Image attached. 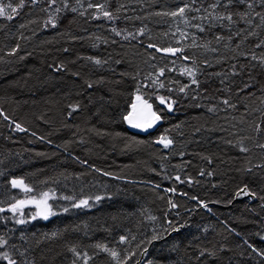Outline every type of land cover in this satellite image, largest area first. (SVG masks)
Here are the masks:
<instances>
[{"label":"trees","instance_id":"obj_1","mask_svg":"<svg viewBox=\"0 0 264 264\" xmlns=\"http://www.w3.org/2000/svg\"><path fill=\"white\" fill-rule=\"evenodd\" d=\"M66 2L25 0L13 19L0 18V254L17 264H84L85 253L87 264H116L101 245L121 259L135 252L128 264H264L248 246L264 251L260 0H247L254 11L237 3L214 12L215 0ZM186 3L200 11L165 15ZM208 12H251V23L202 19ZM169 47L183 51H156ZM186 67L198 85L181 74ZM137 95L161 117L146 135L124 124ZM161 136L172 144L157 143ZM13 179L33 196L55 193L54 209L69 197L91 207L18 225L8 209L25 195ZM244 185L256 195L234 202ZM169 221L185 226L169 234ZM154 234L165 239L149 243Z\"/></svg>","mask_w":264,"mask_h":264},{"label":"snow or ice","instance_id":"obj_2","mask_svg":"<svg viewBox=\"0 0 264 264\" xmlns=\"http://www.w3.org/2000/svg\"><path fill=\"white\" fill-rule=\"evenodd\" d=\"M28 2L30 3H36L38 2V0H28ZM52 3H55V0H51ZM79 2V0H78ZM196 0H192V3H195ZM24 3H25V0H19V4L18 6H13V4L11 3H8L7 5L5 4H2L0 3V18H5V19H8V20H11L13 19V15L12 14H15L18 12V8H22L24 6ZM241 4V5H244L246 4L247 6V9L249 10H253V4L252 3H248L247 0H223V3H222V0H215L214 3H212L209 7L213 10V12L215 11L216 8L218 7H224V8H230V7H233L234 5L236 4ZM260 4H261V7H264V0H260ZM64 7L65 8H68L69 5L67 4L66 0H65V4H64ZM89 7H93L92 4H89ZM98 9L101 8L102 6H97ZM10 10V11H9ZM77 9L76 8H71V11L75 12ZM57 11H60V9H57ZM186 11H196V12H199L200 9L199 8H191L187 3L184 5V7H180L178 11H173L171 13H165V15H171L172 17H176V16H179L181 17V19H184L185 17V13ZM213 12H208V15L207 16H204L202 17V19H205L207 20L209 17H211L213 20H227L229 21L230 23L233 22V16L234 15H238L241 17V19H245V20H248L249 23H251V12H229L227 15H213ZM81 15H83V13H81ZM103 15L104 17H107L109 19H111V13L107 12V11H104L103 12ZM255 17H259V20H260V24L261 25H264V12H255ZM49 23L52 24L53 27H55V23L50 19L48 21ZM185 23H188V21L185 19L184 20ZM196 27L198 28L199 31L203 32L204 31V28L201 27L200 25H196ZM117 35H120L119 32L116 33ZM222 37H219L217 36V40L221 39ZM261 45L258 44L257 47H260ZM149 47H154V45H149ZM214 50V49H213ZM156 51L160 52V51H163L165 53H169V54H172V55H176L177 53L179 52H182L183 49L182 48H172V47H169V48H165V49H160V48H156ZM184 59H189V57H184ZM252 59L253 60H257V57L255 55L252 56ZM97 65L101 64V61L100 60H95L94 61ZM262 66H264V56H262L259 61H258ZM57 70H60V69H57ZM164 74V71L163 69L160 70L159 72V75H163ZM182 75L186 74L187 76H189L191 78V83L192 84H196L198 85V81L196 80V72L191 69V68H185L183 70V72L181 73ZM157 81H153V83H156ZM89 88L92 87L91 84L88 85ZM160 87H164V85L161 83L160 84ZM185 91V87H181L180 88V92H184ZM137 92H139V88H137ZM136 100L140 102V106H141V111L139 113H137V109H138V105L137 103H133L131 105L132 109H133V112L132 113H129L128 115H126L124 117L125 120L128 121V123L133 127V128H140L142 130H147V128H150L153 126V124L160 120L161 117L159 115H157L155 112H152L151 111V108H152V105L151 104H148L146 100H144L140 95H137L136 96ZM160 102L163 104L165 103V99L163 97L160 98ZM223 103L225 105H228L229 104V101L227 99H225L223 101ZM78 108V106H72V110L73 111H76ZM143 108H146L148 109V115L151 117L150 120H147L146 122H140L139 120H134L133 117L134 115L135 116H138V117H143L145 114L143 112ZM168 110L169 111H172V105L171 104H168ZM213 109H210V111H212ZM5 119H8L7 116L4 117ZM16 129L23 132V131H26V129L22 128L20 124H16L15 125ZM157 143H160V144H163L165 148L169 147V145L172 144V141L169 140L167 138V136H161L157 141ZM261 147H264V145H260ZM241 151H247V149L245 148H241ZM247 171H251V169H247ZM203 174V173H202ZM176 179H179V177H176ZM11 185L13 188H22L25 192H31L32 189L27 187L26 185H24V182L23 180H17V179H13L11 180ZM174 191V190H173ZM235 195L237 197H240L241 195H244V196H252L254 197L256 195V193L252 192L248 185H244L243 187H241L236 193ZM43 196L45 198L44 201H41L39 203H37V207H40V204L43 203V208H42V211L40 213H38L39 215H42L44 219H48L49 215H54V213L51 212V209L50 207L47 205V197H48V193H43ZM102 197H99L97 196L95 199L97 201H99ZM66 199H71L70 197L69 198H66ZM195 199V198H194ZM25 203V201H18L17 203L13 204L12 207L10 209H8V211H11L13 212V214L16 213L17 209L20 208L23 204ZM171 203V202H170ZM203 207L207 208V204H202ZM73 207H76V208H81V207H84V208H87V207H91V205L89 204V201L87 199L85 200H81L79 203L77 204H74ZM172 207H176L175 204H172ZM2 211H5V209L3 208H0V212ZM65 211H67V209H65ZM25 221L23 220H18L17 223H24ZM169 224L171 225V228L170 230L169 229H165L166 232H169V234L175 232V233H178L180 232L181 228H183L185 225L181 224L179 226H177L175 223H173L172 221H169ZM162 239H165L164 236L160 235V234H154L152 237H151V240L149 241V243H152L154 241H157V240H162ZM261 239H264V237H261ZM125 241V237H121V243H123ZM7 241H5L2 237H0V247H4L6 245ZM253 252H255L258 256H261V257H264V251H260L258 250L257 248L253 247L252 245H248ZM96 247H99V248H102L103 251H107L109 252V255L116 261V264H128V260L132 258V256H135L136 253L135 252H132V253H129L126 257H124L123 259H121L120 257V254L114 250L112 251H109L106 247H102L101 245H97ZM70 251H72L78 258L80 257V253H78L76 251L75 248H72L70 249ZM148 251L147 248H144L143 249V252L141 253L142 255L143 254H146ZM212 255V253H206L204 250H201L199 252V255L201 257L205 256V255ZM87 254L85 253L84 254V264H87ZM0 260H6L8 261V264H17V262L15 260H13L7 252H4L2 254H0ZM73 264H75V262H73ZM136 264H139V262L137 261ZM150 264V262H149Z\"/></svg>","mask_w":264,"mask_h":264},{"label":"rangeland","instance_id":"obj_3","mask_svg":"<svg viewBox=\"0 0 264 264\" xmlns=\"http://www.w3.org/2000/svg\"><path fill=\"white\" fill-rule=\"evenodd\" d=\"M133 102L137 103L138 109L136 111H137V113H139L141 111L140 102L136 100V97L134 98ZM142 110L145 114L144 116H145L146 120H150L151 117L148 115L149 110L146 108H143ZM131 112H133V109L131 110ZM18 189L24 193L25 196L21 200L25 201V203L20 208L17 209L15 214H13V212H11V211H8L9 216L14 220V222L18 225H21V223H17L18 220H23L25 222H30L34 219L46 220L43 218L42 215L38 214L42 211L43 203L40 204V207H37V203L45 200L43 194H41L39 196H33V195H31L30 192H25L22 188L18 187ZM46 193H48V197L46 200L47 205L50 207L51 212L54 213V215H56L57 213H65L71 209H79V208L73 207V205L79 203L81 200H69V199H64V198H59V200L61 202L66 201L68 203V206L65 208H62L60 210L54 209V208H52V202L58 200V197L56 196L55 193H52V192H46ZM81 208H84V207H81ZM65 209H67V211H65ZM54 215H49L48 219ZM24 223H22V224H24Z\"/></svg>","mask_w":264,"mask_h":264},{"label":"water","instance_id":"obj_4","mask_svg":"<svg viewBox=\"0 0 264 264\" xmlns=\"http://www.w3.org/2000/svg\"><path fill=\"white\" fill-rule=\"evenodd\" d=\"M133 103H134V102H133ZM131 110H132V107L130 108L129 113H132ZM129 113H128V114H129ZM128 114H127V115H128ZM133 119H134V120H139L140 122H146V121H147L146 118H145V116H143V117L141 118V117H138V116H135V115H134ZM124 124H125L126 129H127L129 132H131V133H136V134H140V135H146L147 133L152 132V131L155 129V127H156L157 124H158V121H156V122L153 124L152 127L147 128V130H142V129H140V128H133V127L128 123V121L125 120V119H124ZM251 198H252V196H244V195H241L240 197H237V196L235 195L233 201H234V202H239V201H243V200L251 199Z\"/></svg>","mask_w":264,"mask_h":264}]
</instances>
